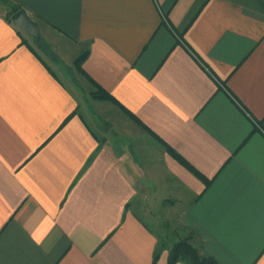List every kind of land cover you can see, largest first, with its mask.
Returning a JSON list of instances; mask_svg holds the SVG:
<instances>
[{
  "label": "crops",
  "instance_id": "obj_1",
  "mask_svg": "<svg viewBox=\"0 0 264 264\" xmlns=\"http://www.w3.org/2000/svg\"><path fill=\"white\" fill-rule=\"evenodd\" d=\"M180 238L264 264V0H0V264Z\"/></svg>",
  "mask_w": 264,
  "mask_h": 264
},
{
  "label": "trees",
  "instance_id": "obj_2",
  "mask_svg": "<svg viewBox=\"0 0 264 264\" xmlns=\"http://www.w3.org/2000/svg\"><path fill=\"white\" fill-rule=\"evenodd\" d=\"M20 9V6L15 5L13 10L10 12L8 18L11 20V15ZM87 53L84 52L80 55L76 60V66L78 70L87 75L86 72L82 68V61L86 57ZM106 94L105 92L101 93L103 96ZM100 95V96H101ZM108 95V94H107ZM161 254V248L158 246L157 250L154 253L153 263L156 264ZM179 262H185L188 264H222L216 258L211 255L202 253L199 248L194 246L189 238L180 239L177 243H175L168 251V264H177Z\"/></svg>",
  "mask_w": 264,
  "mask_h": 264
},
{
  "label": "water",
  "instance_id": "obj_3",
  "mask_svg": "<svg viewBox=\"0 0 264 264\" xmlns=\"http://www.w3.org/2000/svg\"><path fill=\"white\" fill-rule=\"evenodd\" d=\"M12 22L24 33L40 38V25L32 19L26 9L20 8L11 15Z\"/></svg>",
  "mask_w": 264,
  "mask_h": 264
},
{
  "label": "rangeland",
  "instance_id": "obj_4",
  "mask_svg": "<svg viewBox=\"0 0 264 264\" xmlns=\"http://www.w3.org/2000/svg\"><path fill=\"white\" fill-rule=\"evenodd\" d=\"M54 67H55V66H54ZM61 76H62V78L66 79V80H67V78H68L67 76H65V75H63V74H61ZM156 229H157V228H156ZM158 229H159L160 233H163V232H162L163 230H162L161 227H159ZM180 239H183V238H180Z\"/></svg>",
  "mask_w": 264,
  "mask_h": 264
}]
</instances>
